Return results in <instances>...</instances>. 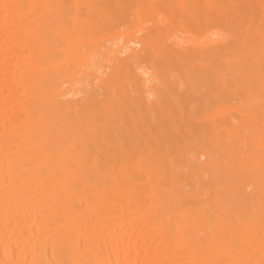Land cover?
Returning a JSON list of instances; mask_svg holds the SVG:
<instances>
[{
    "label": "bare ground",
    "instance_id": "obj_1",
    "mask_svg": "<svg viewBox=\"0 0 264 264\" xmlns=\"http://www.w3.org/2000/svg\"><path fill=\"white\" fill-rule=\"evenodd\" d=\"M83 1L101 0H0V264H264L261 188L251 193L259 209L253 206L251 218L242 221L251 234L232 236L241 222L231 223L227 219L231 209L225 206L221 208L223 222L211 230L212 239L203 240L181 231L172 235V225L166 220L175 208L172 203H157L142 191L128 192L129 185L139 179L128 165L131 160L137 163L140 175L152 178L141 162L138 141L130 140L131 130L147 134L145 126H151L169 143L165 151L170 156L158 160L162 173L156 180H148L155 189L179 183L181 167L201 179L210 156L202 151L191 157L190 141L220 124L229 126V131L225 125L222 131L232 132L233 128L230 119L221 123L201 116L192 118L194 112L185 105L186 99L202 100L205 94L161 85L155 91L159 79L133 69V60L157 45L156 27L135 38H122L121 43L116 40L115 45H103L101 48L107 47L100 55V47L94 48L88 60H79L84 38L79 17H65L64 12L66 8L78 10ZM203 1L206 5L213 2ZM165 2L134 0L136 7L165 6L172 19L193 9ZM229 11L223 15L226 20L233 18ZM219 13L218 8L210 16L203 11L197 17L205 26ZM254 18L252 13L246 23L239 18L238 32L228 34L231 40L221 35L203 44L191 41L187 45L186 40L180 45L174 42L175 49L162 47L160 60L174 62L181 69L194 62L197 75L206 77L209 72L216 75L213 66L207 67L225 54L233 72L234 67L240 68L238 63L249 45L254 48L249 36ZM113 45L115 48L110 47ZM52 46L57 50L50 53ZM233 46L239 55L232 54ZM95 52L101 58L92 60ZM256 60V67L248 65L239 72L241 79L251 82L258 76L264 80V48ZM100 61L106 62L102 65L108 74ZM92 67L98 75L102 71V79L95 70L99 79L92 78V70L87 72ZM123 72L126 86L113 89L110 80ZM99 85L107 86L102 100L97 95L101 96ZM67 115L70 118L64 124ZM114 125L121 128V138L112 152L114 146L104 143ZM259 127L263 133L264 123ZM201 157L205 159L202 162ZM201 183L205 189L222 186L211 175ZM227 188L223 187V194L238 193L237 186ZM126 190L123 199H113L114 193L120 196ZM182 210V229L186 230L191 219L186 213L197 212L184 206ZM149 216L154 220L144 221Z\"/></svg>",
    "mask_w": 264,
    "mask_h": 264
},
{
    "label": "rangeland",
    "instance_id": "obj_2",
    "mask_svg": "<svg viewBox=\"0 0 264 264\" xmlns=\"http://www.w3.org/2000/svg\"><path fill=\"white\" fill-rule=\"evenodd\" d=\"M165 1V3L187 4L190 7L193 6V9L192 11L186 10L177 13L175 15L177 17L172 19L170 11L165 6L153 7L146 4L136 7L134 0H101L90 3L83 1L78 10L66 8L64 16L75 18L78 15L79 17L81 32L84 36L80 44L79 60H88L89 56L92 55L90 52L94 48L100 47V49H97L100 55V52H105L104 49L108 44L112 45L110 43L116 40L121 43L123 39L131 38V36H141L156 27L155 40L157 45L152 51L134 59L133 69L138 68V70L157 77L159 81H155V91L161 85V87L171 90H191L195 95L199 92L205 94V98L202 100L191 101L189 98L186 99L185 105L191 110L193 109L194 112L192 118L201 116L206 121L208 119L209 121H220L221 123L230 119L233 131H222L225 124H220L221 126L219 125L214 131L204 133L203 136L193 137L190 141L188 153L191 157L202 151L209 153V165L204 164L206 173L201 179L205 182L210 175L215 176L222 185L221 188L212 190L211 188L205 189L204 186L206 185L201 183V179H196L191 174L190 169L186 167H181L177 172L179 183L172 186L168 184L167 186L165 183L166 186H155V189H153V184L148 183V180H156L162 173L158 170V160L167 159L170 156V154L168 156L169 152L165 151H168L169 143H166L164 135H156L151 126H145L148 128L147 134L131 130L132 137L130 140L138 141L137 145L142 149L141 162L145 166V170H150L148 177L152 178L147 179L144 178V175H140L135 169L137 163L131 160L128 165L133 173L138 175L139 179L129 185L128 192L142 191L146 198L153 199L157 203L162 201L172 203L175 208L169 213L166 220L172 225L171 232L173 236L181 231L196 239H212L211 230L223 222V210L221 208L229 206L231 213L227 216V219L233 224L241 222L239 227L234 228L232 236L245 237L251 234V229L243 227L242 221L251 218L250 211L253 206L254 209H259L254 203L255 199L251 196V193H255L258 188L264 190V131L262 133V128L259 127L264 123V80L256 76L249 82L241 79L242 76L239 72H243L248 65L251 68L256 67L255 63L259 51L264 48V0H247L246 2L241 0H213L209 5H206L203 0ZM218 8L221 9L222 13L215 16L217 18L215 21L205 24V26L202 22H199L200 19L197 15H201L205 11L210 16ZM224 10H230L229 13L233 18L224 19ZM251 13L256 16L251 20L252 32L249 35L253 40H250V42L253 43L254 48L249 45L251 49H248L244 59L238 63L240 68L234 67L233 72L235 71V73L232 72L225 54L215 57L214 62L207 67L209 70L213 66L214 70L218 71L216 75L209 72L206 73V77L197 75L196 63L194 62L189 63L186 69L176 67L177 64L173 65L174 62L165 64L161 62L162 47L175 49L174 42L179 44V42L182 43L187 40V45L191 41L195 44H203L206 40L215 39L221 35L229 37V40L233 39L228 34L232 31L234 33L238 32V27H240L238 25L239 18H242V22L246 23V17ZM258 15H261V17L257 18ZM68 27L70 28L69 25ZM138 30L140 32H137ZM120 36L122 37L119 38ZM113 44L115 45V43ZM103 45L107 46L101 48ZM114 45L110 47L115 48ZM232 48V54L239 55L236 47L233 46ZM56 50L57 46H52L49 52L53 53ZM99 55L96 53L94 57L92 56V60L94 58L96 60V56L99 57ZM112 56L114 57V54ZM121 57L123 56L121 55ZM104 63L100 61V66ZM97 66L99 65L97 64ZM92 68L87 71L91 72L92 70L91 76H93V70L96 74L98 73L94 67ZM103 68H105V65ZM105 69L106 71L104 69L103 71L108 74V68ZM95 73L92 78L95 77ZM124 76L125 72L117 75L113 78V81L110 80L113 89L114 87L119 89L126 86ZM89 78H87V82ZM95 79L97 80L99 77H95ZM93 82L97 83L95 80ZM95 86L93 85L94 88ZM106 87L102 85L103 90H99L101 96L97 93L101 100L103 96L105 97L103 93L105 94L104 88ZM65 118L64 124L70 116L67 115ZM204 118H201V120ZM228 127V125H225L226 130H228ZM117 138H121V128L114 125L108 132L104 143V145L114 146L112 152L115 151ZM140 143H143V145H140ZM165 144H167V148ZM204 160V157L200 158V162ZM259 180H261V183H259ZM192 181L195 183L194 186ZM58 182L59 180H57ZM231 185L238 187V193L230 196L223 194V187L228 190L227 187ZM132 187L141 188L142 190H132ZM128 192L126 190L120 196L118 193H114L113 199L119 197L123 199V195ZM126 202L128 203L127 200ZM183 206L190 207L197 212L186 213V217L191 218L190 222L187 223L186 230L182 229L181 222L182 213H184ZM152 220L154 218L149 216L144 221L150 222Z\"/></svg>",
    "mask_w": 264,
    "mask_h": 264
}]
</instances>
